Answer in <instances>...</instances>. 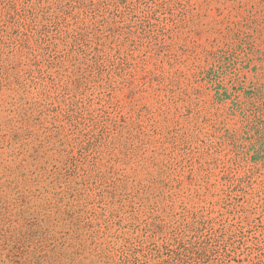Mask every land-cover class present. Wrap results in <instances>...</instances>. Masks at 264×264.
Instances as JSON below:
<instances>
[{
    "label": "rangeland",
    "instance_id": "1",
    "mask_svg": "<svg viewBox=\"0 0 264 264\" xmlns=\"http://www.w3.org/2000/svg\"><path fill=\"white\" fill-rule=\"evenodd\" d=\"M0 264H264V0H0Z\"/></svg>",
    "mask_w": 264,
    "mask_h": 264
}]
</instances>
